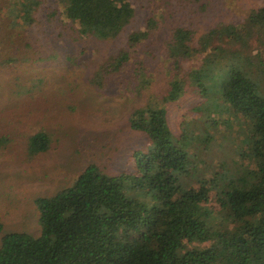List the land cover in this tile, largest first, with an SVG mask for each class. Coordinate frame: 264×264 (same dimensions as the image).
Returning <instances> with one entry per match:
<instances>
[{
	"label": "trees",
	"instance_id": "obj_1",
	"mask_svg": "<svg viewBox=\"0 0 264 264\" xmlns=\"http://www.w3.org/2000/svg\"><path fill=\"white\" fill-rule=\"evenodd\" d=\"M56 1L80 39H113L135 16L131 0ZM3 2L7 5L0 12L7 10L5 20L11 24L7 39L16 47L44 0ZM156 19L151 15L145 30L129 36L131 50L120 51L95 71L90 81L98 91L112 85L121 94L142 96L152 84L148 65L133 50L155 34ZM220 33L244 48L255 38L264 40V7L250 13L240 27H223ZM214 34L218 32L211 30L196 45L193 29H172L166 41L168 89L129 117V127L148 139L147 148L132 155L133 172L113 176L91 164L69 187L51 197H35L38 236L5 233L0 219V264H264V64L255 65L238 51L210 48ZM67 58L71 72L74 57ZM193 60L201 63L186 72L187 82L183 62ZM224 61L219 105L232 118L224 124L237 125L240 152L234 166L224 160L203 176L197 156L189 152L203 143V129L184 127L181 137L174 138L166 106L182 98L188 83L194 91L207 92L204 68ZM14 62L0 58L3 68ZM131 64L133 78L124 81L123 74H132ZM12 142L0 136V150ZM51 145L47 132L30 136L28 159Z\"/></svg>",
	"mask_w": 264,
	"mask_h": 264
},
{
	"label": "rangeland",
	"instance_id": "obj_2",
	"mask_svg": "<svg viewBox=\"0 0 264 264\" xmlns=\"http://www.w3.org/2000/svg\"><path fill=\"white\" fill-rule=\"evenodd\" d=\"M131 1L134 18L108 41L80 39L72 22L64 16V7L56 0H44L34 23L23 29H27V34L24 32L14 47L7 39L11 33L10 20H5L7 10L0 12V58L17 59L8 68L0 66V136L13 141L6 150H0V219L6 226L5 233L38 236L35 197H51L69 187L88 165L96 164L113 176L133 172L132 155L145 150L148 139L143 132L129 127V117L135 108L162 97L168 89L166 41L174 27L193 29L196 45L202 36L216 30L218 34L212 36L210 48L238 51L255 65L264 64L263 39L255 38L244 48L220 33L223 27L243 25L250 13L264 7V0ZM2 5L7 3L0 0ZM151 15L157 16V30L133 52L148 65L152 84L142 96L121 94L112 85L104 92L98 91L90 81L95 71L120 51L131 50L129 36L145 30ZM21 46L26 50H21ZM69 55L75 61L71 72L67 68ZM200 63L183 62L187 82L186 72ZM225 66L224 61L204 68L207 92L194 91L188 83L182 98L166 106L174 138L181 137L184 127L203 129V143L189 149L197 156L203 176L224 160L234 166L233 160L240 152L237 125L234 129L224 124L232 118L219 105L218 89L222 87ZM133 68L131 64L132 74L122 75L124 81L133 78ZM40 131L50 134L51 148L29 160L27 140ZM191 141L195 143L194 138Z\"/></svg>",
	"mask_w": 264,
	"mask_h": 264
}]
</instances>
